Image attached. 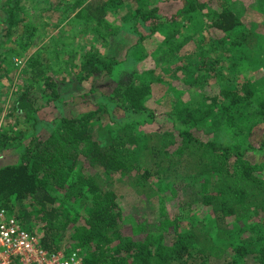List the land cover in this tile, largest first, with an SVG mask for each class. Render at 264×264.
Masks as SVG:
<instances>
[{
  "label": "trees",
  "instance_id": "1",
  "mask_svg": "<svg viewBox=\"0 0 264 264\" xmlns=\"http://www.w3.org/2000/svg\"><path fill=\"white\" fill-rule=\"evenodd\" d=\"M83 1L65 4L70 13L80 9L70 24L83 27V37L90 28L95 40L110 26L115 12L128 5L130 22L151 24L147 36L167 28L156 60L164 65L162 72L179 76L186 90L201 91L213 82L215 93L196 101L194 107H173L165 114L171 130L146 131L160 120L150 108L154 71L130 69L116 81L105 98L107 104L61 118V125L45 139L33 135L24 144L23 136H9L0 129V150L18 153L15 163L0 167V210L36 235L47 250L75 252L81 264H239L250 257L255 264H264V178L260 176L264 140L259 147L245 141L249 131L264 123V76L247 83L244 72L228 63L226 55L241 48L248 60L259 63L264 34L244 28L241 16L230 7L212 10L211 27L224 35L203 42L191 33H181L178 29L184 24L173 29L177 20L161 22L159 8L149 5L160 0ZM207 4L184 0L176 16L191 21ZM4 10L3 37L29 49L28 62L35 66L28 83L14 84L19 89L14 109L28 121L35 122V114L51 103H72L61 97L56 77L66 78V73L79 67L82 76L97 78L113 74L123 63L95 47L59 49L57 40L32 53L35 26L24 22L19 12L9 15L7 6ZM190 41H196V50L184 55ZM20 48L0 54V67L9 81L14 63L27 58ZM32 90L41 93L43 104L35 105ZM111 109L123 115L126 123L115 122L107 128L101 124L95 129ZM204 131L213 138H200L198 132ZM220 139H226L225 143ZM250 152L261 161L250 159ZM120 178L129 180L137 197L158 199L161 216L151 221L124 211L114 186ZM181 195L187 197L182 213L171 218L163 196L179 200Z\"/></svg>",
  "mask_w": 264,
  "mask_h": 264
},
{
  "label": "rangeland",
  "instance_id": "2",
  "mask_svg": "<svg viewBox=\"0 0 264 264\" xmlns=\"http://www.w3.org/2000/svg\"><path fill=\"white\" fill-rule=\"evenodd\" d=\"M90 0H85L83 3H88ZM200 2L208 3L203 6L201 10L196 11L192 15L191 21L188 18L176 16L178 8L183 6L184 0H160L151 1L149 3L152 7L159 8V16L161 22L169 23L177 20L178 29L181 33H191L196 39L203 41L204 39L222 37L224 34L216 31L211 27L210 15L212 10H220L222 8H229L236 14L241 16L244 28L255 33L264 34V0H199ZM69 0H0V43L4 44L0 47V54L3 56L8 49H19L18 43L3 37L5 32L6 10L9 9V15L19 12L24 22H31L35 26L34 38L31 40L32 53H35L42 46L51 47L52 40L58 41V48L67 47L71 50L72 46L79 49L96 48L102 55H110L117 57L122 63L117 67L116 71L111 75L94 78L93 76L84 77L79 71V67L74 68L72 74L66 73V78L59 79L56 77L59 85L57 86L61 97L67 102H72L68 105L61 103H51L45 108L39 110L36 114V121H28V118L20 117L15 111V102L19 93V89L14 88V84H26L29 82L31 72L35 69L33 63L28 62L32 54H26L28 50L20 48L22 55H27L24 62H15L9 75L12 81L4 78L7 73L0 67V129L8 132L9 136H23L22 143L27 144L28 140L33 136H39L42 139L49 137L54 131L55 126L61 125L59 122L61 118L80 116L95 109L98 104H107L105 99L110 96L116 87L117 80L122 79L123 73H127L130 69H138L139 71L153 70L154 73L150 77L151 85V105L150 108L160 118L159 123H154L151 126L144 128L146 131H156L161 129L171 130L169 126V119L165 114L169 113L175 106H196L195 102L205 97H211L217 85L211 82L209 87H205L199 91L197 89L186 90V86L182 84V79L172 73H163L164 65L157 63V59L161 55L160 49L165 41L168 33L167 28L157 31L151 36H147L150 32V23L142 26V23L135 24L129 21L128 5H123L121 10L115 12V15L110 20V26L98 33L94 40V34L90 32V28L86 29L85 37L82 36V28L76 23L70 24V21L78 14L80 9L70 13L65 5ZM57 5V6H56ZM209 6V7H208ZM10 10H13L10 12ZM66 10L68 11L66 13ZM70 14V15H68ZM82 15L80 16V18ZM126 18V19H125ZM20 21V20H17ZM75 21V20H73ZM78 21V19L76 20ZM160 22V21H159ZM160 22V23H161ZM26 24V23H25ZM66 27V28H65ZM148 27V28H146ZM65 28V29H64ZM64 29V30H63ZM243 28L236 30L238 33ZM84 32V31H83ZM146 36V38H144ZM13 39H16L14 36ZM196 41L190 43L184 48V55L190 54L196 50ZM51 50V49H50ZM52 51V50H51ZM159 51V52H158ZM7 54V53H6ZM230 59L231 64H236L238 70L244 72V80L247 83H253L256 79L264 76V52L261 53L259 63L247 59L248 53L243 49H236V51L226 53ZM256 57V56H255ZM20 60V59H18ZM261 64V65H260ZM29 65V68L27 66ZM228 65V64H227ZM226 65V66H227ZM26 66V67H25ZM181 66V65H179ZM25 67V69H24ZM37 68V67H36ZM165 68V67H164ZM28 73H26V72ZM57 72V71H54ZM4 78V79H3ZM82 81L79 82V80ZM28 80V82H26ZM243 81V79H241ZM96 90L95 93H91ZM35 105L43 104L41 100V93L37 90H32ZM111 108V107H110ZM15 113V114H14ZM127 120L123 119V115L117 114L115 110L111 109V114L103 116L99 123H96L95 129H98L101 124L104 127H109L115 122L124 124ZM59 122V123H58ZM17 123V124H16ZM211 123V122H210ZM16 124L12 129L11 125ZM35 124V126L33 125ZM209 131L212 132V126L208 123ZM211 126V128H210ZM14 131V133H13ZM205 132V131H204ZM210 132L203 134L198 132V135L203 140H210L213 135ZM226 139H220V143H225ZM264 140V123L261 121L258 127L249 131L245 136L247 144H252L259 147ZM249 158L260 162L261 158L254 152L249 153ZM18 159V153L12 149L0 150V167L13 164ZM264 178V172L260 174ZM114 186L117 188L119 194V203L122 209L126 212L136 213L137 216H145L151 221L157 215L161 216L159 200H146L137 197L135 193L129 188V180L127 178L118 179ZM187 198L181 195L178 200L169 196H163L165 204V211L167 215L173 218L182 212V204ZM66 249V248H65ZM64 251V250H60ZM239 264H255L252 257L240 262Z\"/></svg>",
  "mask_w": 264,
  "mask_h": 264
},
{
  "label": "built area",
  "instance_id": "3",
  "mask_svg": "<svg viewBox=\"0 0 264 264\" xmlns=\"http://www.w3.org/2000/svg\"><path fill=\"white\" fill-rule=\"evenodd\" d=\"M81 257L47 250L36 235L22 229L17 220L0 210V264H81Z\"/></svg>",
  "mask_w": 264,
  "mask_h": 264
}]
</instances>
